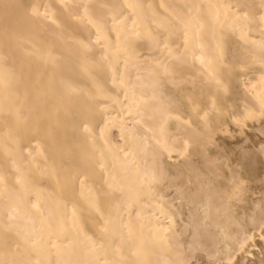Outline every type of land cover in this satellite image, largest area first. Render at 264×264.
Instances as JSON below:
<instances>
[{
  "label": "bare ground",
  "instance_id": "bare-ground-1",
  "mask_svg": "<svg viewBox=\"0 0 264 264\" xmlns=\"http://www.w3.org/2000/svg\"><path fill=\"white\" fill-rule=\"evenodd\" d=\"M0 264H264V0H0Z\"/></svg>",
  "mask_w": 264,
  "mask_h": 264
}]
</instances>
